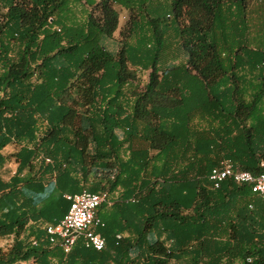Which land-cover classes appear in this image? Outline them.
Segmentation results:
<instances>
[{"label":"trees","instance_id":"trees-1","mask_svg":"<svg viewBox=\"0 0 264 264\" xmlns=\"http://www.w3.org/2000/svg\"><path fill=\"white\" fill-rule=\"evenodd\" d=\"M153 1L0 0V264H264V197L211 181L263 173L264 0ZM85 190L120 195L132 236L65 255L45 227Z\"/></svg>","mask_w":264,"mask_h":264},{"label":"built area","instance_id":"built-area-1","mask_svg":"<svg viewBox=\"0 0 264 264\" xmlns=\"http://www.w3.org/2000/svg\"><path fill=\"white\" fill-rule=\"evenodd\" d=\"M61 32L60 29L57 30ZM263 173L255 176L248 172L238 171L229 160L220 163L211 175L214 188L227 179H232L238 185H249L252 193L264 197V159L260 162ZM70 208L66 216L56 224L45 227L46 239L53 248H58L65 255H69L73 249L81 244L87 250L103 252L106 249V241L96 230L104 226L98 218V210L110 201L107 192L99 194L82 191L64 197ZM36 246L37 243L34 242Z\"/></svg>","mask_w":264,"mask_h":264},{"label":"crops","instance_id":"crops-1","mask_svg":"<svg viewBox=\"0 0 264 264\" xmlns=\"http://www.w3.org/2000/svg\"><path fill=\"white\" fill-rule=\"evenodd\" d=\"M115 8L119 12V14H120V11L122 12L121 8H120V10H118L117 7H115ZM154 11H156V10H154ZM123 14H124V16H123L124 17L123 18L124 19V23L120 24L119 30L116 33L115 37H120V35H119L120 34V30H121V28L123 27V25L126 22L127 14L124 11H123ZM121 15L122 14H120V21H121ZM163 28H164L165 31L167 30V32H168L167 35L164 38V42L167 45V48H166L167 49V54L168 55H183V54H181L182 52H181V48H180V40H179V37H178L180 31H179V27L176 24V22L169 21L168 23H164L163 24ZM6 150H9V147ZM119 197H120V195L112 196L111 197V202H110L111 204H108L107 206H105L102 211H101V208H102L101 207L98 210L99 214L97 213L98 218L101 220L103 225H106L107 233H109V235L114 234V232L117 233L123 226V223L118 222L119 218H120L119 215H121V213H120L121 205L120 204L118 205L116 203H117V200H119ZM104 205H106V204H104ZM102 227H104V226H102ZM102 227L97 228L96 232L101 234V232H98V230L102 229ZM117 234H118L117 238L121 239L122 237L123 238L124 237H130L131 232L129 233V232L126 231V232H124V234H121V233H117ZM13 240H14V237L11 236L6 241V244L7 245H11ZM4 244H5V242L2 243V245H4ZM55 252H57V251H55Z\"/></svg>","mask_w":264,"mask_h":264},{"label":"rangeland","instance_id":"rangeland-1","mask_svg":"<svg viewBox=\"0 0 264 264\" xmlns=\"http://www.w3.org/2000/svg\"><path fill=\"white\" fill-rule=\"evenodd\" d=\"M257 2H259V0ZM117 9L120 10V7H117ZM152 9L156 10L157 12H162V13L166 14L170 11V0H154L153 4H152ZM120 14H122L120 24H123L124 23L123 11L122 12L120 11ZM139 78H140L141 85L145 86L149 80V73L148 72H145V73L140 72ZM142 90H143V87H142ZM17 150H18L17 147L11 146V147H9V150H5L4 153L6 156L10 157V155L16 153ZM40 163H41V160H39L38 165H40ZM17 166L18 165L13 158L9 159L5 169L2 171L3 179L4 180L10 179L14 175V173L16 172ZM27 235H28L27 233L25 235H23L22 239L24 237L26 238Z\"/></svg>","mask_w":264,"mask_h":264}]
</instances>
